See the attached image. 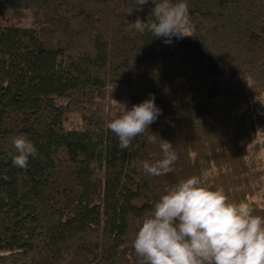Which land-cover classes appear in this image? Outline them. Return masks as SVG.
Masks as SVG:
<instances>
[{"label":"trees","instance_id":"obj_1","mask_svg":"<svg viewBox=\"0 0 264 264\" xmlns=\"http://www.w3.org/2000/svg\"><path fill=\"white\" fill-rule=\"evenodd\" d=\"M187 3L191 36L165 44L131 26L151 0H0V264H140L142 219L191 176L264 216V0ZM150 94L162 115L121 151L106 122ZM159 137L178 159L154 177Z\"/></svg>","mask_w":264,"mask_h":264},{"label":"clouds","instance_id":"obj_2","mask_svg":"<svg viewBox=\"0 0 264 264\" xmlns=\"http://www.w3.org/2000/svg\"><path fill=\"white\" fill-rule=\"evenodd\" d=\"M149 0H136L141 10ZM154 7L147 21L136 19L131 26L140 33L164 38L165 44L191 36V18L187 0H151ZM133 9L125 13L132 15ZM118 117L105 124L121 151L130 149L137 137L148 132L162 109L155 95L129 110L119 104ZM151 132L147 140L156 143ZM160 139L162 158L144 161L143 170L150 176L173 171L178 155L170 141ZM13 165L26 169L30 157L37 155L33 142L18 135L13 139ZM253 206L244 200L230 201L225 192L210 189L197 176L171 186L141 221L133 240L140 264H264V216L255 215Z\"/></svg>","mask_w":264,"mask_h":264},{"label":"rangeland","instance_id":"obj_3","mask_svg":"<svg viewBox=\"0 0 264 264\" xmlns=\"http://www.w3.org/2000/svg\"><path fill=\"white\" fill-rule=\"evenodd\" d=\"M256 111H257L258 113H263V114H264V99H261V100H259V101L257 102V104H256ZM261 152H262V153H261V156L264 157V150L261 151ZM254 200L257 201L261 206L264 207V192H263L262 195L256 196V197L254 198Z\"/></svg>","mask_w":264,"mask_h":264}]
</instances>
